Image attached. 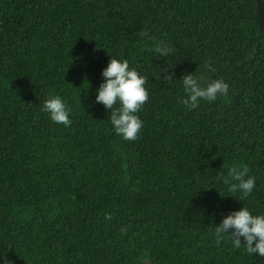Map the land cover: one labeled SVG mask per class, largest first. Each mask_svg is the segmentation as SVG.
<instances>
[{"label": "trees", "instance_id": "trees-1", "mask_svg": "<svg viewBox=\"0 0 264 264\" xmlns=\"http://www.w3.org/2000/svg\"><path fill=\"white\" fill-rule=\"evenodd\" d=\"M257 13L255 0H0V264H264L212 232L242 207L264 215ZM111 58L147 77L134 141L96 102ZM186 74L228 95L190 110ZM51 96L70 126L42 111ZM244 165L256 185L238 200L217 173Z\"/></svg>", "mask_w": 264, "mask_h": 264}, {"label": "clouds", "instance_id": "clouds-1", "mask_svg": "<svg viewBox=\"0 0 264 264\" xmlns=\"http://www.w3.org/2000/svg\"><path fill=\"white\" fill-rule=\"evenodd\" d=\"M139 35L153 40L146 31H141ZM153 51L159 57H165L174 49L164 41H154ZM205 67L209 71H214L208 62H205ZM101 75L104 82L99 86L96 102L110 111V122L117 135L126 141L136 140L143 127V122L136 113L148 100V91L144 87L147 77L141 76L135 69H130L127 60L114 58L109 60ZM159 75L158 73V77ZM163 80L171 81L172 76L164 75ZM181 82L185 97H181L180 103L190 110L197 108L202 100L214 102L218 96H227L229 91V85L222 79H210L203 74H186ZM42 111L48 113L50 119L57 124L68 127L72 123L69 111L59 96L48 98L43 104ZM217 179L229 186V192L233 194L239 192L238 200L246 199L256 185L255 178L249 175L247 165L231 167L226 176L218 172ZM111 219L112 215L106 213L105 220ZM127 230L126 226L119 229L122 233ZM212 232L217 245L227 237L234 247L240 248L243 243L249 255L255 253L264 257V215H253L248 208L242 207L239 211L231 212L224 217L219 225L214 226Z\"/></svg>", "mask_w": 264, "mask_h": 264}, {"label": "water", "instance_id": "water-1", "mask_svg": "<svg viewBox=\"0 0 264 264\" xmlns=\"http://www.w3.org/2000/svg\"><path fill=\"white\" fill-rule=\"evenodd\" d=\"M257 5V15H258V30L264 35V18L262 11V2L261 0H255Z\"/></svg>", "mask_w": 264, "mask_h": 264}]
</instances>
